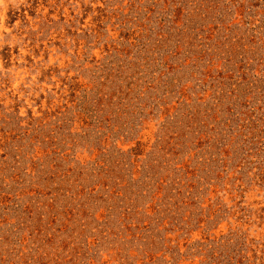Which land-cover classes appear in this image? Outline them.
Instances as JSON below:
<instances>
[{"label":"rangeland","instance_id":"obj_1","mask_svg":"<svg viewBox=\"0 0 264 264\" xmlns=\"http://www.w3.org/2000/svg\"><path fill=\"white\" fill-rule=\"evenodd\" d=\"M0 264H264V0H0Z\"/></svg>","mask_w":264,"mask_h":264}]
</instances>
